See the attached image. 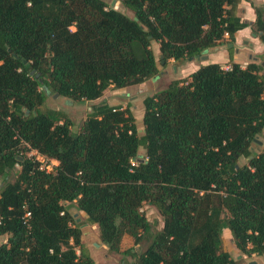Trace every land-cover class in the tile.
Wrapping results in <instances>:
<instances>
[{"label":"trees","instance_id":"1","mask_svg":"<svg viewBox=\"0 0 264 264\" xmlns=\"http://www.w3.org/2000/svg\"><path fill=\"white\" fill-rule=\"evenodd\" d=\"M120 2L132 15L105 0H0V264H96L71 202L119 264H238L224 228L241 252L264 255V147L252 149L264 128V51L245 66L200 64L146 95L142 133L128 104H93L77 129L43 106L50 94L95 100L150 79L153 40L159 60L182 61L249 24L237 0ZM254 10L264 44V4ZM30 148L57 163L41 169ZM124 234L143 249L121 250Z\"/></svg>","mask_w":264,"mask_h":264},{"label":"rangeland","instance_id":"2","mask_svg":"<svg viewBox=\"0 0 264 264\" xmlns=\"http://www.w3.org/2000/svg\"><path fill=\"white\" fill-rule=\"evenodd\" d=\"M110 6L112 0H105ZM257 5L264 4V0H256ZM263 2V3H262ZM114 8L121 10L122 12L132 15V12L127 10L125 7L122 6L120 0H116ZM238 11V9H237ZM241 48L244 47L243 44H240ZM151 48L153 50V53L157 59V64L159 66H162L163 73L159 75V79L155 82V88L149 89L151 93L154 91L161 89L165 87L169 82L170 78L173 76H176V72L172 71V68L170 66V69L167 68L169 71L165 70L166 62H162L159 60V44L156 41H151ZM172 64H178V61H172ZM180 62V61H179ZM203 61L198 60V62H195L197 66L202 64ZM263 64V63H262ZM264 66V64H263ZM262 73H264V68L261 70ZM132 93H127L128 97H131L133 94H140L141 96H146L147 94L139 93L138 90L135 91V88L131 90ZM149 95V94H148ZM70 99L66 98H60V96L54 97L53 94H50L43 106L47 107H54L53 105H57L65 114L67 115L69 121L75 125L74 129H77L81 123L83 118L86 116L87 112L89 111L86 106H84L82 103H77L73 101H67ZM130 106L133 110V114L136 119V123L138 126L139 133L143 132V122H142V115H143V101L136 99H132L130 101ZM264 147V128L262 130V133L256 137V140L252 143V149L257 151L258 149H261ZM141 155H144L145 150L142 146L139 147L138 151ZM48 159L45 160V164L47 163ZM240 164L246 163V158L241 157L238 161ZM18 167H16V170ZM15 172H13L14 175ZM68 204V203H67ZM69 212L71 216L75 219L76 223L79 225L82 234H81V240L85 243V245L88 247L89 252H92L95 256V258L99 261V264H119L120 262V255L113 254L109 252L107 249H103V244L99 238L98 235V228L96 224L92 223L87 215L79 210L76 206L75 202H71L68 204ZM140 212L144 213L147 219L156 226L157 229H160L162 227V217L157 213L156 209L151 206L150 204L144 203L141 206ZM226 230V228H224ZM6 237V235H0V243L3 242V239ZM223 247L226 251H228L232 258L236 259L238 264H250L251 261H255L254 264H261L264 261V255H258L255 253H249V252H241L235 245L234 240L230 234V232L223 231ZM146 242L143 241L140 245H133V247L137 250V252L141 251L144 247V244Z\"/></svg>","mask_w":264,"mask_h":264},{"label":"crops","instance_id":"3","mask_svg":"<svg viewBox=\"0 0 264 264\" xmlns=\"http://www.w3.org/2000/svg\"><path fill=\"white\" fill-rule=\"evenodd\" d=\"M254 5H257L256 0H237L238 11H236V13L238 16H240L242 21L248 22L249 24L246 27L237 30L234 33L233 40H230L226 36L220 44L208 49L207 50L208 58L207 60H202L203 61L202 64L219 63L223 68H227L229 67L232 61L239 63L241 66H245L249 62H262L260 60V56L264 51V44L261 42L258 33L254 32L251 27V23L255 20V16H256ZM240 44H243L244 47L242 46L241 48ZM230 51H231V57L229 54ZM172 61L175 60L169 59L168 61H166V64H164L165 70L169 71L167 68L170 69L171 66L172 71L176 72L175 73L176 76L170 78L169 81L176 78L186 77L189 73L193 72L195 69L198 68V66L195 64V62L198 61H196L194 58L182 60L180 62L178 61V64H172L173 63ZM157 67H158V74L152 76L150 79L140 84L123 87V88H114L113 86H109V88H107L103 92V94L95 100H85V101H78V102L76 101V102L79 104L82 103L84 106H86V108H88L91 105L96 104L100 101H106L108 104L111 105L121 104L123 107H125L127 104L130 106V101H132V99L138 100L140 98V100L143 101L144 96H141L140 94H133L131 95V97H128V94L132 93L131 90L133 89V87L135 88V91L138 90L139 93L144 92V94L147 95L152 94L149 89L155 88L156 85L155 82L159 79V75L163 73V71L161 70L162 66H159L157 64ZM60 98H64V97L60 96ZM53 106L54 108L60 109L56 104ZM227 230L230 232L229 228H226V230L223 229V231H227ZM223 231H222V236H223ZM4 241H6V237L3 239V242ZM133 245H134L133 238L129 234H124L120 242V249L126 250L132 247ZM103 247H104L103 249H107V246L104 244ZM90 254L94 259V261L96 262V264H99V261L95 258L94 254L92 252H90Z\"/></svg>","mask_w":264,"mask_h":264},{"label":"built area","instance_id":"4","mask_svg":"<svg viewBox=\"0 0 264 264\" xmlns=\"http://www.w3.org/2000/svg\"><path fill=\"white\" fill-rule=\"evenodd\" d=\"M88 109H89V107H88ZM26 145L28 146V144H26ZM29 153H30V155L35 156L36 160L40 162V168L41 169H45V170L49 171V170H51V165L57 163L55 160H50L51 163L45 164L46 158L43 155L39 154L36 149L30 148V152ZM132 164H134L133 161H132ZM140 210H141V208H140ZM29 217H30V211L26 209L25 212H24V215H23V221L26 224H28V218ZM1 220H2V218L0 216V223H1Z\"/></svg>","mask_w":264,"mask_h":264},{"label":"water","instance_id":"5","mask_svg":"<svg viewBox=\"0 0 264 264\" xmlns=\"http://www.w3.org/2000/svg\"><path fill=\"white\" fill-rule=\"evenodd\" d=\"M115 2H116V0H112V2H111V6H114V4H115ZM160 57H162V55H160ZM207 58H208V55H207V50H205L201 55H195L194 56V59L196 60V61H198V60H207ZM162 62H164V60H161ZM53 96L54 97H56V96H58V94L57 93H54L53 94ZM256 140V139H255ZM255 263V261H251L250 262V264H254Z\"/></svg>","mask_w":264,"mask_h":264}]
</instances>
